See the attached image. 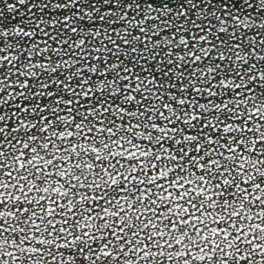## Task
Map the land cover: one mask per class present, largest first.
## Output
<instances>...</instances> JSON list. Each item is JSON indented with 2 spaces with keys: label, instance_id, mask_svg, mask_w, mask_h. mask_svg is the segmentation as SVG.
<instances>
[{
  "label": "snow or ice",
  "instance_id": "1",
  "mask_svg": "<svg viewBox=\"0 0 264 264\" xmlns=\"http://www.w3.org/2000/svg\"><path fill=\"white\" fill-rule=\"evenodd\" d=\"M0 264H264V0H0Z\"/></svg>",
  "mask_w": 264,
  "mask_h": 264
},
{
  "label": "bare ground",
  "instance_id": "2",
  "mask_svg": "<svg viewBox=\"0 0 264 264\" xmlns=\"http://www.w3.org/2000/svg\"><path fill=\"white\" fill-rule=\"evenodd\" d=\"M250 35V34H249Z\"/></svg>",
  "mask_w": 264,
  "mask_h": 264
}]
</instances>
